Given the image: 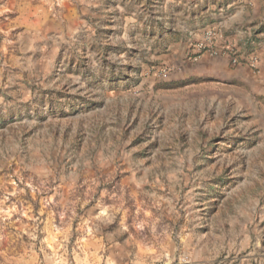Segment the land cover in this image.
<instances>
[{
  "label": "rangeland",
  "instance_id": "rangeland-1",
  "mask_svg": "<svg viewBox=\"0 0 264 264\" xmlns=\"http://www.w3.org/2000/svg\"><path fill=\"white\" fill-rule=\"evenodd\" d=\"M227 1L0 0V264H264V34Z\"/></svg>",
  "mask_w": 264,
  "mask_h": 264
},
{
  "label": "crops",
  "instance_id": "crops-1",
  "mask_svg": "<svg viewBox=\"0 0 264 264\" xmlns=\"http://www.w3.org/2000/svg\"><path fill=\"white\" fill-rule=\"evenodd\" d=\"M223 7H227L231 12L229 20L225 21L227 27L236 29L240 27L238 29L240 35L264 34V0H228L227 4L223 5ZM245 15H249V17L246 18ZM195 40L198 39L195 38ZM263 53H261V56ZM201 60L203 67L213 73L223 71L225 69L224 64L227 63L226 56L222 55L213 57L203 54ZM261 61L264 65V58H261ZM247 67L248 65L245 68L247 69Z\"/></svg>",
  "mask_w": 264,
  "mask_h": 264
},
{
  "label": "built area",
  "instance_id": "built-area-1",
  "mask_svg": "<svg viewBox=\"0 0 264 264\" xmlns=\"http://www.w3.org/2000/svg\"><path fill=\"white\" fill-rule=\"evenodd\" d=\"M218 35L216 32L208 31L203 40L196 44L195 59L202 57L203 54L218 56L223 53L221 47L217 45ZM236 61V58H234Z\"/></svg>",
  "mask_w": 264,
  "mask_h": 264
}]
</instances>
